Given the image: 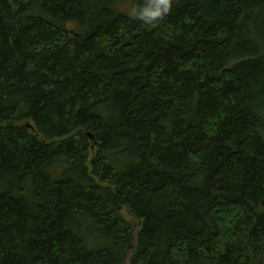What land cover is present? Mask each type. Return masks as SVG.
Listing matches in <instances>:
<instances>
[{
	"label": "trees",
	"instance_id": "trees-1",
	"mask_svg": "<svg viewBox=\"0 0 264 264\" xmlns=\"http://www.w3.org/2000/svg\"><path fill=\"white\" fill-rule=\"evenodd\" d=\"M130 2L0 0V264H264V0Z\"/></svg>",
	"mask_w": 264,
	"mask_h": 264
},
{
	"label": "clouds",
	"instance_id": "clouds-1",
	"mask_svg": "<svg viewBox=\"0 0 264 264\" xmlns=\"http://www.w3.org/2000/svg\"><path fill=\"white\" fill-rule=\"evenodd\" d=\"M175 0H144L131 15L146 24H152L172 12Z\"/></svg>",
	"mask_w": 264,
	"mask_h": 264
},
{
	"label": "rangeland",
	"instance_id": "rangeland-1",
	"mask_svg": "<svg viewBox=\"0 0 264 264\" xmlns=\"http://www.w3.org/2000/svg\"><path fill=\"white\" fill-rule=\"evenodd\" d=\"M126 7H128L127 8V10L126 11H123V12H125V13H127V14H129V15H131V13H132V11L134 10V9H139L138 7H136V6H133L132 4H131V2L129 3V5L128 4H126L125 5ZM120 8H121V6H120ZM132 16V15H131ZM125 217L128 219V220H130V221H133V222H137L134 218H132L131 216H129L128 215V213L125 211Z\"/></svg>",
	"mask_w": 264,
	"mask_h": 264
},
{
	"label": "water",
	"instance_id": "water-1",
	"mask_svg": "<svg viewBox=\"0 0 264 264\" xmlns=\"http://www.w3.org/2000/svg\"><path fill=\"white\" fill-rule=\"evenodd\" d=\"M27 126H28V127H30V125H29V124H28Z\"/></svg>",
	"mask_w": 264,
	"mask_h": 264
},
{
	"label": "bare ground",
	"instance_id": "bare-ground-1",
	"mask_svg": "<svg viewBox=\"0 0 264 264\" xmlns=\"http://www.w3.org/2000/svg\"><path fill=\"white\" fill-rule=\"evenodd\" d=\"M44 189V188H43ZM129 197V196H128ZM152 213V212H151Z\"/></svg>",
	"mask_w": 264,
	"mask_h": 264
}]
</instances>
